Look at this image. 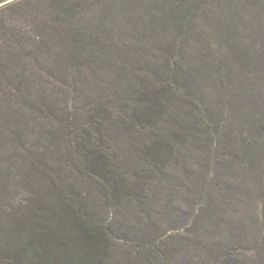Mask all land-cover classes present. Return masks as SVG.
<instances>
[{
  "label": "rangeland",
  "instance_id": "rangeland-1",
  "mask_svg": "<svg viewBox=\"0 0 264 264\" xmlns=\"http://www.w3.org/2000/svg\"><path fill=\"white\" fill-rule=\"evenodd\" d=\"M185 1L184 33L171 15ZM167 61L181 100L143 123ZM184 99L213 142L171 132ZM163 139L178 151L156 157ZM98 151L143 198L106 205L78 162ZM53 183L104 210L110 264H264V0H0V264Z\"/></svg>",
  "mask_w": 264,
  "mask_h": 264
},
{
  "label": "trees",
  "instance_id": "trees-1",
  "mask_svg": "<svg viewBox=\"0 0 264 264\" xmlns=\"http://www.w3.org/2000/svg\"><path fill=\"white\" fill-rule=\"evenodd\" d=\"M185 4H187L186 7L183 4L176 5V13L171 15V20L176 23L179 30L181 29L180 32L183 30L184 33L188 30L192 19L190 15L194 13L195 7V3L190 4L189 1H185ZM70 45L66 51L69 49L68 53L72 56L76 53L79 45L77 46L74 42H71ZM175 67L172 61H167L162 68V75L168 82L162 86L163 97L152 92L154 95L147 93L148 98L143 97L139 101L146 106L150 113V117H148L145 110H140L143 123H148L147 121H152L154 117L160 115L156 108L159 107L162 99L181 100L178 79L175 78L177 76ZM197 100L198 98H195V101ZM180 102L184 105V113L183 118L179 117L178 119L183 125L180 123L177 124L178 127L172 125L171 132L182 136L184 145L190 144V139L197 143L199 141L213 142V138L216 136L210 123L197 114V104L187 101V99ZM91 133L93 131L88 128V130H84L82 137L89 139L90 144H97ZM228 134L230 135L231 132ZM169 142L163 139L159 143H154L153 155L157 157L158 155L162 156V153H176L178 150L176 148L173 151V147L177 146V143L173 140ZM98 150L104 149L101 147ZM105 150H107L106 146ZM87 155L85 158L80 155L81 159L78 162L82 166L81 170L88 169L86 167L89 165L95 167V171L89 170V173L96 184L98 196L105 201L106 205L118 206L125 203L128 206L136 199L143 198L140 188L133 187L134 185L129 183L130 180L118 172V167L112 163L109 156L99 151L97 154H91L90 157ZM48 190L45 197L42 195L43 198L39 201L43 216H40V219H32V223L28 224V229L25 230L28 231V234L22 251L11 253L9 264H110L115 243L112 238L106 236V231L110 230L109 227H106L104 222H98L100 213L104 210L97 211L95 209L97 201L80 196L74 191H63L55 183ZM94 211L96 215H94ZM96 217H98V221H92ZM112 227L110 226V228ZM146 257L149 261L154 258Z\"/></svg>",
  "mask_w": 264,
  "mask_h": 264
}]
</instances>
